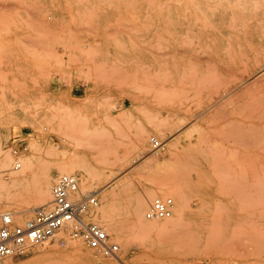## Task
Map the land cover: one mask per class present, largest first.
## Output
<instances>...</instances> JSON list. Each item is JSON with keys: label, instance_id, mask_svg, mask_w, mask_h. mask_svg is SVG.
<instances>
[{"label": "rangeland", "instance_id": "obj_1", "mask_svg": "<svg viewBox=\"0 0 264 264\" xmlns=\"http://www.w3.org/2000/svg\"><path fill=\"white\" fill-rule=\"evenodd\" d=\"M248 4L0 0L2 213L32 217L49 203L37 188L70 160L83 193L100 189L93 220L106 210L129 236L109 235L115 257L62 234L0 264H264V36ZM157 200L171 216L181 203L182 227L133 230L138 213L162 220L145 216Z\"/></svg>", "mask_w": 264, "mask_h": 264}, {"label": "built area", "instance_id": "obj_2", "mask_svg": "<svg viewBox=\"0 0 264 264\" xmlns=\"http://www.w3.org/2000/svg\"><path fill=\"white\" fill-rule=\"evenodd\" d=\"M151 142L155 151L164 147L155 138ZM19 152L20 148L13 149L14 155ZM99 207L98 194L83 193L78 175L60 174L52 187V201L35 209L32 217L18 223L10 213L0 215V259L23 257L61 234L82 242L103 257H115L119 246L111 242L106 229L93 220ZM145 216L148 220L169 218L170 206L157 200Z\"/></svg>", "mask_w": 264, "mask_h": 264}, {"label": "bare ground", "instance_id": "obj_3", "mask_svg": "<svg viewBox=\"0 0 264 264\" xmlns=\"http://www.w3.org/2000/svg\"><path fill=\"white\" fill-rule=\"evenodd\" d=\"M229 1V0H228ZM235 2H237L238 3V5H240L241 3L243 4L244 3V7H246L247 5H249L248 3H250L251 4V6H250V8H247V9H249L250 11H252V12H259L260 13V19H259V23H260V29H261V34H263V36H264V0H234ZM199 18V17H198ZM199 20V19H198ZM261 67H263V71H264V64L263 65H261ZM261 73H262V71H261ZM256 76V75H255ZM260 77H264V72H263V74H261V76ZM254 78V77H253ZM248 82H249V80H247ZM251 82V81H250ZM244 84V83H243ZM246 84V83H245ZM242 85V84H241ZM252 85V84H251ZM254 86V85H253ZM241 87V86H240ZM239 87V88H240ZM236 91V90H235ZM233 92V94H235L236 92ZM231 92V93H232ZM134 107V106H133ZM132 112H133V110H132ZM130 115L132 114V113H129ZM202 116V115H201ZM200 117V116H199ZM199 117H196V119L198 118L199 119ZM176 123V122H175ZM174 123V124H175ZM185 127V126H184ZM174 129H175V127H173ZM182 129V128H181ZM7 154H6V152H4L3 151V146L2 145H0V164H3L2 166H5V164L3 163L4 161H5V159L7 158ZM9 158V157H8ZM146 165V164H145ZM75 166V164L74 163H72V161H66V162H64V163H59V165H57V167H56V169L58 170V172H59V174H74L75 172H78L77 171V169H76V167H74ZM96 166V165H95ZM1 167V166H0ZM18 167H20V164H16L15 165V168H18ZM92 167L93 168H95V170L93 171V174L94 175H92V176H99V175H102L103 173H104V169L103 168H97V167H94L93 165H92ZM14 168V167H13ZM97 168V169H96ZM136 171V170H135ZM2 178V177H1ZM257 177H253V180L254 179H256ZM259 178H260V176H259ZM258 178V179H259ZM88 179V178H87ZM246 180V179H245ZM17 181H18V178H17V176H12V177H10L9 179H8V181H6V182H4V181H2V179H1V186H3L4 188H5V186L6 185H10V184H14V183H17ZM254 183V182H253ZM171 184V183H170ZM175 184V183H174ZM259 184V183H258ZM53 185H54V181H53V179L52 178H49V179H47L45 182H43L42 184H40V186L37 188V194H36V201L37 202H39L41 205H43V204H45V202H51L52 201V187H53ZM173 186V185H172ZM175 186V185H174ZM258 186V185H257ZM166 187V186H165ZM263 187V186H262ZM118 189L120 190L121 189V187H118ZM172 190H175V188L174 189H171V191ZM115 191V190H114ZM162 192H163V190H162ZM90 193H97V194H99L100 193V189L99 188H97V189H94L93 191L91 190V192ZM254 193V192H253ZM256 193V192H255ZM249 194V193H248ZM161 196V195H160ZM185 196V195H184ZM247 197V196H246ZM245 197V198H246ZM44 202V203H43ZM36 203V202H35ZM145 203V202H144ZM0 204H3V205H0V214H3L2 212H4V211H6V208H8V204H9V202L7 201V199L5 198V197H0ZM47 204V203H46ZM170 204H171V206H172V216L171 217H169V218H167V219H162L161 221H158V222H153V223H149L146 219H145V217L142 215V213H141V215H139V213H138V215L136 214V217H135V219H134V223H133V230L134 229H136V230H140V231H142V230H146V233H147V229L150 227V230H148V232L149 231H152L151 229H160V230H168V231H170V229H173V228H175L176 226H178L179 224H180V222H181V220H182V218L184 217V215H185V209L183 208V206L181 205V203L177 200V202H176V205H174V203H173V201H170ZM187 204V203H186ZM185 204V205H186ZM197 205V204H196ZM32 206L33 205H30V204H28V205H26L25 207H22L21 209H19V212L22 214V215H28L30 212H31V208H32ZM40 206V205H39ZM141 211H143V208H144V204L142 205L141 204ZM8 213H10V214H14L12 211H9ZM144 214V213H143ZM14 216V215H13ZM213 218V217H212ZM14 219L16 220V222H18V223H23L24 221H26L27 220V217L26 218H24V217H19V218H17V217H15L14 216ZM221 219V218H220ZM219 219V220H220ZM133 220V219H132ZM98 221H99V223L106 229V231H107V233L109 234V235H113L114 237H115V239L116 240H118V241H120L122 244H126L128 241H129V236H128V234L126 233V231H125V227H121V226H119V225H116V224H114V222H113V220L111 219V217L108 215V213L106 212V210H101V212H100V215H99V217H98ZM151 222V221H150ZM182 223H183V221H182ZM189 223V222H188ZM252 223H253V221H252ZM252 223H250L251 225H252ZM213 224H214V222H213ZM212 224V225H213ZM248 225L247 224V226H250L251 227V225ZM190 225V224H189ZM189 225H185L184 227H183V229L184 228H186V231H187V233L186 232H184V234H185V238H186V236H188L189 234H190V239H191V235L193 234V232H192V234L189 232L190 230L188 229L187 230V228H190L191 227V225L189 226ZM215 225H217V223L216 224H214V226L212 227L211 226V228H212V230H214L215 228L214 227H216V229H217V227H219V225H221V224H219V222H218V225L217 226H215ZM257 225V224H256ZM180 226V228L182 227V224L181 225H179ZM128 227V226H127ZM214 228V229H213ZM220 228H222L221 226L218 228L219 229V231H218V229L217 230H214V231H212V230H210V232L212 233H210V236H212L213 237V234H214V232H215V234L217 235H220ZM240 228H243V226L241 225V227ZM128 229V228H127ZM239 229V228H238ZM241 230V229H240ZM245 228H244V232L243 233H245ZM177 231V230H176ZM241 231H243V230H241ZM248 231V230H247ZM257 231V230H256ZM143 232V231H142ZM145 232V231H144ZM218 232V233H217ZM242 232H240V234H241ZM242 233V234H243ZM149 234V233H148ZM175 234H176V232H175ZM188 234V235H187ZM235 234V233H234ZM233 233H232V235H234ZM241 234V236H243ZM62 235V234H61ZM216 235H215V237H213V241H214V238L217 240L219 237H217L216 238ZM244 236H246V234H244ZM248 236H249V234H248ZM172 237V236H171ZM179 237H180V235H179ZM181 237H182V235H181ZM209 236L207 235V238H208ZM221 237V236H220ZM251 237V236H250ZM131 238V237H130ZM178 238V237H177ZM188 238V237H187ZM235 239H236V237H235ZM209 240V239H208ZM234 240V239H233ZM191 241V240H190ZM210 241V240H209ZM231 241V240H230ZM211 243V242H210ZM214 243V242H213ZM228 243V242H227ZM233 243V242H232ZM241 243V242H240ZM118 245V244H117ZM188 246L190 245L189 243L187 244ZM228 245V244H227ZM46 246V245H45ZM185 246H186V244H185ZM209 247V246H208ZM207 247V248H208ZM224 247V246H223ZM222 247V248H223ZM45 248V247H44ZM179 248V247H178ZM181 248V247H180ZM179 248V249H180ZM206 248V247H205ZM211 248H212V246H211ZM182 249V248H181ZM184 249H186V247L184 248ZM192 250H193V248H191ZM226 249V248H225ZM218 250V249H217ZM228 250H230V249H228ZM210 251V249L209 250H207V252H209ZM222 252H224L223 250L221 251V253ZM234 252V251H233ZM217 253V252H216ZM220 254V253H219ZM248 255V254H247ZM259 255V254H258ZM88 259L90 260V261H92V256L91 255H88ZM109 264H126V262H125V260H124V258H123V256L122 257H119L118 259H116V260H114V261H111ZM196 264H198V263H196ZM200 264V263H199ZM221 264V263H220Z\"/></svg>", "mask_w": 264, "mask_h": 264}]
</instances>
